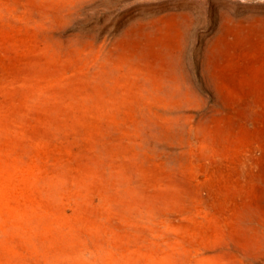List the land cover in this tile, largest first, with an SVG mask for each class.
Here are the masks:
<instances>
[{
  "label": "rangeland",
  "instance_id": "374dc122",
  "mask_svg": "<svg viewBox=\"0 0 264 264\" xmlns=\"http://www.w3.org/2000/svg\"><path fill=\"white\" fill-rule=\"evenodd\" d=\"M0 264H264V0H0Z\"/></svg>",
  "mask_w": 264,
  "mask_h": 264
}]
</instances>
